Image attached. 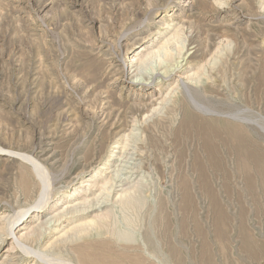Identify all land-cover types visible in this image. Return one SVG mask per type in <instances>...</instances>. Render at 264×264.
Segmentation results:
<instances>
[{
  "label": "rangeland",
  "instance_id": "374dc122",
  "mask_svg": "<svg viewBox=\"0 0 264 264\" xmlns=\"http://www.w3.org/2000/svg\"><path fill=\"white\" fill-rule=\"evenodd\" d=\"M260 7L0 0V264H264Z\"/></svg>",
  "mask_w": 264,
  "mask_h": 264
},
{
  "label": "bare ground",
  "instance_id": "6f19581e",
  "mask_svg": "<svg viewBox=\"0 0 264 264\" xmlns=\"http://www.w3.org/2000/svg\"><path fill=\"white\" fill-rule=\"evenodd\" d=\"M176 34V33H175ZM172 40V39H171ZM168 43V40H166L165 41V44H167ZM180 43V42H179ZM178 43V44H179ZM170 44V43H169ZM177 44V42L175 43V45ZM173 45V44H172ZM177 46V45H176ZM177 48V47H176ZM144 48H140V50L141 51H144L143 50ZM154 52V51H153ZM173 52V51H172ZM157 54H154L153 56H151L149 59H155V57H157L156 59H158V58H161V56H162V54H163V56L164 57H166L167 55H168V49H167V46H162V47H160L159 48V50L156 52ZM148 55H141V56H139V58H138V60L137 61H139V62H141V63H143L144 62V60L146 59V57H147ZM134 58H136V57H134ZM151 61V60H150ZM158 61V60H157ZM134 62V61H133ZM162 62V61H161ZM180 62V61H179ZM140 65V64H139ZM138 66V65H137ZM140 67V66H139ZM138 69V68H137ZM140 69V68H139ZM136 70V69H135ZM166 71V70H165ZM148 72V71H147ZM164 73V72H163ZM165 74V73H164ZM137 75V74H136ZM136 77V76H135ZM120 79V78H119ZM200 81V80H199ZM201 82V81H200ZM190 107V106H189ZM192 108V107H191ZM190 108V109H191ZM193 113V112H192ZM242 139H240V141H241ZM244 140V139H243ZM228 142V141H227ZM241 143H244V142H242L241 141ZM241 143H239V144H241ZM241 146V145H240ZM244 146V145H243ZM209 148V147H208ZM36 169H38V170H40L39 168H37V167H35L33 170H34V172H35V174H36V176L37 177H40V179H41V183H40V187L43 189L44 188V186H45V183H44V181H43V179H42V170H40L39 172L36 170ZM96 175V174H95ZM98 185V184H97ZM94 186H96V183H92V185H89V184H85L84 186H83V188H84V193H87L88 192V190L91 188V187H94ZM86 187H89L88 189L86 188ZM97 187V186H96ZM102 190H104V189H102ZM81 194V193H80ZM83 195V194H82ZM88 195V194H87ZM89 196V195H88ZM88 196H84V197H82V201L83 200H85ZM137 205V204H136ZM42 206L43 205H40V206H38V208H42ZM81 207V206H80ZM74 209V208H73ZM86 208H82V211H84ZM41 210V209H40ZM70 210V209H69ZM75 210V209H74ZM38 212V211H37ZM40 213V212H39ZM75 214V213H74ZM24 216V214L23 215H20V217L16 220V221H14L13 223L11 222V224H10V226H9V229L11 230V232H12V230H13V232H15V230L18 228L19 230H22V229H25V227H24V222H25V220H22V217ZM109 216H110V212H104V213H102V215H101V217L100 218H102V219H106V218H109ZM43 217H41V218H38V224L36 225V226H34V227H31L28 231H26L22 236H20V240L21 239H31V238H33V237H36V239H40V237L42 236V234H43V232L45 231V230H47L48 229V225L50 224V222L52 221V219H50V220H47V221H42L41 219H42ZM97 218H98V216H96V217H94L93 219H94V221H96L97 220ZM25 219V218H24ZM54 219V218H53ZM56 220V219H55ZM53 222H54V220H53ZM6 231V230H5ZM10 232V233H11ZM85 232V231H84ZM119 237V239H124L125 238V236L124 235H121V236H118ZM18 238V237H17ZM19 239V238H18ZM36 241V240H35ZM11 249H13V248H11ZM9 251V250H8ZM51 262H53V261H51ZM52 264H70V263H68V262H63V261H60V262H53Z\"/></svg>",
  "mask_w": 264,
  "mask_h": 264
},
{
  "label": "clouds",
  "instance_id": "9594fccd",
  "mask_svg": "<svg viewBox=\"0 0 264 264\" xmlns=\"http://www.w3.org/2000/svg\"><path fill=\"white\" fill-rule=\"evenodd\" d=\"M260 2V11L264 12V0H259ZM214 3H217V6L221 9L227 8L229 6L230 0H214Z\"/></svg>",
  "mask_w": 264,
  "mask_h": 264
}]
</instances>
